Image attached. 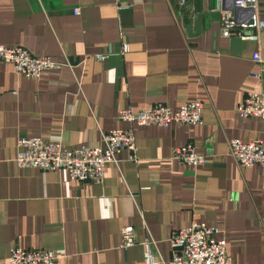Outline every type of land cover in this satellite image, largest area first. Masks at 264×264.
<instances>
[{"label":"crops","instance_id":"crops-1","mask_svg":"<svg viewBox=\"0 0 264 264\" xmlns=\"http://www.w3.org/2000/svg\"><path fill=\"white\" fill-rule=\"evenodd\" d=\"M186 1L0 0V44L62 63L33 79L0 61V264L14 247L52 250L54 264H137L147 241L168 260L171 233L194 222L219 228L232 264H264V167L238 166L228 146H264V120L235 113L246 92L264 96L252 60L259 47L264 59V30L258 43L222 38L214 0ZM258 11L264 19V0ZM191 100L203 103L202 125L134 127L135 160L123 149L101 182L15 164L20 137L99 145L128 127L122 108ZM189 142L205 163L172 158ZM126 226L135 243L125 248Z\"/></svg>","mask_w":264,"mask_h":264},{"label":"built area","instance_id":"built-area-1","mask_svg":"<svg viewBox=\"0 0 264 264\" xmlns=\"http://www.w3.org/2000/svg\"><path fill=\"white\" fill-rule=\"evenodd\" d=\"M180 0V5H186ZM214 10L220 13V36L259 42V34L264 30V19L258 11V0H233L239 13L234 14L223 0H214ZM78 14V9L73 10ZM110 51L97 54V61H104ZM252 60L259 65L255 78L264 74V59L260 47L252 54ZM0 61L12 65L16 74L36 79L44 71L58 69L62 63L51 60L48 56L33 55L22 46L0 44ZM63 64L68 65L65 61ZM203 103L191 100L172 109L166 103L156 102L135 110L122 108L117 114L120 121L128 123L123 129H112L103 133L101 144L81 145L68 148L60 141H46L42 137H20L17 142L15 164L18 168L41 169L48 171H66L73 181L82 183L101 182L105 177L107 164L118 162L117 155L123 149L130 152L129 159L135 160L134 127L170 126L174 124L197 126L203 123ZM235 113L241 119L246 117L264 120V96L262 93L248 91L236 106ZM230 155L238 166L264 167V146L260 140L241 141L232 138L228 141ZM172 158L186 166H196L207 161L199 153L193 142L177 145L172 149ZM219 228L204 222H194L178 228L170 235L171 258L164 260L153 252L151 243L144 242V258L137 264H232L226 252L225 241L218 238ZM121 246L135 243L134 227L126 226L120 232ZM7 264H54L56 257L52 250L14 247L9 251Z\"/></svg>","mask_w":264,"mask_h":264}]
</instances>
